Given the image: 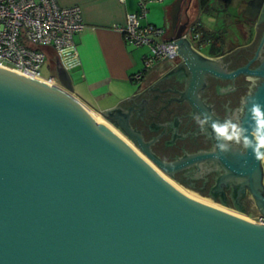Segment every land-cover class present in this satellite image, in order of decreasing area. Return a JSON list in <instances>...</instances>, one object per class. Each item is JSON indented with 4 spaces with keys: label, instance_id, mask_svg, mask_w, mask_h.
Segmentation results:
<instances>
[{
    "label": "water",
    "instance_id": "water-1",
    "mask_svg": "<svg viewBox=\"0 0 264 264\" xmlns=\"http://www.w3.org/2000/svg\"><path fill=\"white\" fill-rule=\"evenodd\" d=\"M189 10L171 4L167 39L181 57L173 69L201 82L211 60L184 36ZM56 67L59 81L50 82L0 65V264H264V223L192 196L157 167L217 161L226 170L218 185L237 181L264 215V161L249 150L163 162L145 149L150 160L117 128L141 144L123 104L140 91L96 109L118 132L76 95L59 58ZM253 72L263 80L246 98L245 127L249 101L264 104V63ZM183 97L218 120L193 83Z\"/></svg>",
    "mask_w": 264,
    "mask_h": 264
},
{
    "label": "flooded vegetation",
    "instance_id": "flooded-vegetation-1",
    "mask_svg": "<svg viewBox=\"0 0 264 264\" xmlns=\"http://www.w3.org/2000/svg\"><path fill=\"white\" fill-rule=\"evenodd\" d=\"M201 2L185 1L184 10L185 7L190 10L188 14L183 11L180 19L181 24L189 20L185 33L196 8L206 11L212 23H215L207 28L199 19V40L189 38L194 50L211 60L209 71L205 72L201 82L199 75L194 78L190 71L173 69L181 62L178 55L173 59L172 66L160 72H154L152 68L164 61L150 69H143L140 92L123 103L125 111H131V127L141 133V144L116 124L117 128L148 159L150 157L145 149L163 162H174L188 154L213 151L215 139L211 129L208 134L200 132L194 120L199 112L189 99L183 97L191 83L200 100L218 120L223 121L234 113H238L242 119L247 96L263 80L253 71L264 63V9L261 10L264 0H207L205 5H201ZM232 7H235L234 13H227ZM224 13L227 15L222 16ZM219 16L226 24L218 25L216 17ZM56 68L54 76L58 80ZM203 68L200 65L195 70L202 72ZM129 107L132 109L129 110ZM115 120L117 123L118 118ZM157 167L180 186L212 199L214 203L242 210L254 219H259L262 214L250 191L242 192L237 181L229 180L221 187L218 185L219 178L226 170L217 161L191 163L173 173H168L159 165Z\"/></svg>",
    "mask_w": 264,
    "mask_h": 264
},
{
    "label": "built area",
    "instance_id": "built-area-1",
    "mask_svg": "<svg viewBox=\"0 0 264 264\" xmlns=\"http://www.w3.org/2000/svg\"><path fill=\"white\" fill-rule=\"evenodd\" d=\"M146 7L128 14L127 23L120 27L124 38L135 46L149 48L144 57V69L156 63L175 59L176 45L167 39V27L144 22ZM200 21L192 22L184 36L198 41ZM85 27L79 5L62 6L57 0H0V65L28 76L45 77L41 67L53 51L68 69L79 63L75 35ZM143 71L134 78L140 80ZM264 223V215L254 219Z\"/></svg>",
    "mask_w": 264,
    "mask_h": 264
},
{
    "label": "crops",
    "instance_id": "crops-1",
    "mask_svg": "<svg viewBox=\"0 0 264 264\" xmlns=\"http://www.w3.org/2000/svg\"><path fill=\"white\" fill-rule=\"evenodd\" d=\"M57 1L62 6L79 5L85 24L74 37L79 63L69 68L76 95L90 108L104 110L140 91L135 82L143 80L134 76L143 71L148 51L126 41L120 27L143 5L147 10L143 21L164 26L175 0Z\"/></svg>",
    "mask_w": 264,
    "mask_h": 264
},
{
    "label": "clouds",
    "instance_id": "clouds-1",
    "mask_svg": "<svg viewBox=\"0 0 264 264\" xmlns=\"http://www.w3.org/2000/svg\"><path fill=\"white\" fill-rule=\"evenodd\" d=\"M249 102L251 106L247 107ZM249 102L246 103L249 113L247 127L244 126L238 113L223 121L213 119L207 112L194 116L201 133L208 134L211 129V135L216 141L213 152L217 159L220 158V154H227L230 151L246 155L251 150L256 161H264V104L254 98Z\"/></svg>",
    "mask_w": 264,
    "mask_h": 264
},
{
    "label": "rangeland",
    "instance_id": "rangeland-1",
    "mask_svg": "<svg viewBox=\"0 0 264 264\" xmlns=\"http://www.w3.org/2000/svg\"><path fill=\"white\" fill-rule=\"evenodd\" d=\"M193 1H196V0H193ZM230 9V10H229ZM228 10H227V13H230L231 11H233V13H234V11H235V7H232V8H229ZM206 12V11H205ZM203 10H199V9H197L196 8V12H194V14H193V16H192V21L191 22H195V21H198V19H200V21L202 22V24H203V26H205V27H207V28H210L211 26H213V24H215V23H212V20H211V16H209V14H207V13H205ZM169 13V12H168ZM227 13L225 14L224 13V15L223 14H221L222 16H225V15H227ZM222 16H219V18L218 17H216V21H217V23H218V25H220L221 26V24H226V22H224V21H222V19L220 18V17H222ZM163 25L164 26H166V27H168V25H169V21L168 20H165L164 21V23H163ZM144 49H146L147 51H149V48H146V46H145V48ZM204 49V48H203ZM205 50V49H204ZM206 51V50H205ZM174 64V61L172 60V59H168V60H166V61H164V62H162V63H159L158 65H156L154 68H152V70L154 71V72H160L162 69H164L165 67H169V66H172ZM55 67H56V62L55 61H51V59H50V57L48 56L47 57V59H46V61H45V63L42 65V67H41V73H42V75L43 76H45V77H49V76H51L52 74H54V69H55ZM151 70V71H152ZM135 84H136V87L137 88H139V87H141V85H142V83H140V82H135ZM106 120V119H105ZM107 123H109L111 126H113L114 128H116L112 123H110L109 121H106ZM118 130V129H117ZM122 134V133H121ZM124 135V134H123ZM125 136V135H124ZM126 137V136H125ZM138 149V148H137ZM162 171V170H161ZM164 173V172H163ZM165 174V173H164ZM166 175V174H165ZM209 199V198H208ZM209 200H211L212 201V199H209ZM212 202H214V200L212 201ZM214 204H216V203H214ZM218 204V203H217ZM216 204V205H217ZM219 206H221V205H219ZM223 206V205H222ZM228 208V207H227ZM230 209H232V208H230ZM232 210H236L237 212H240V213H242L244 216H246V217H249V218H251V219H253L254 220V218H253V216H251L250 214H248V213H245V212H243V211H240V210H237V209H232Z\"/></svg>",
    "mask_w": 264,
    "mask_h": 264
},
{
    "label": "bare ground",
    "instance_id": "bare-ground-1",
    "mask_svg": "<svg viewBox=\"0 0 264 264\" xmlns=\"http://www.w3.org/2000/svg\"><path fill=\"white\" fill-rule=\"evenodd\" d=\"M41 79H42V78H41ZM43 80H44V79H43ZM48 81L53 82V80H48ZM90 109H91V112L94 114V116L96 117L97 120L106 122L104 116H103L100 112H98V111H96L95 109H92V108H90ZM109 125H110V124H109ZM115 129H116V128H115ZM116 130H117V129H116ZM117 131H118V130H117ZM118 132H119V131H118ZM179 187H181L184 191H186L187 193L191 194L192 196H195V197H197V198H199V199H201V200H204V201H208V202H210V203H214V202H212L211 200H209V199H207V198H205V197H201V196H199L198 194H196V193H194V192H192V191H189L188 189H186V188H184V187H182V186H179ZM216 204H217V203H216ZM217 205H220V204H217ZM221 206H222V205H221ZM222 207H225V206H222ZM232 211H234V212H236V213H238V214L244 216L242 213L237 212L236 210H232Z\"/></svg>",
    "mask_w": 264,
    "mask_h": 264
},
{
    "label": "trees",
    "instance_id": "trees-1",
    "mask_svg": "<svg viewBox=\"0 0 264 264\" xmlns=\"http://www.w3.org/2000/svg\"><path fill=\"white\" fill-rule=\"evenodd\" d=\"M206 2H207V0H202L201 5H205ZM49 51L51 52V54L49 56L50 59L53 60L52 58H56L55 55H54V53H53V51L51 50V48L49 49Z\"/></svg>",
    "mask_w": 264,
    "mask_h": 264
}]
</instances>
